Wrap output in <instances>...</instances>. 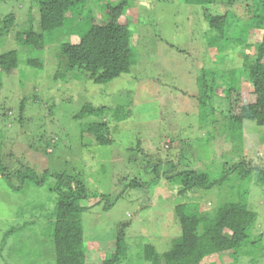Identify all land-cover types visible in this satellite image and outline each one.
Masks as SVG:
<instances>
[{
	"label": "rangeland",
	"instance_id": "1",
	"mask_svg": "<svg viewBox=\"0 0 264 264\" xmlns=\"http://www.w3.org/2000/svg\"><path fill=\"white\" fill-rule=\"evenodd\" d=\"M23 1L0 3V19L10 13L16 16L14 31L0 39V53L17 50L20 55L19 67L12 71V75L4 77L0 86V115L4 103L5 106L10 105L7 108L9 115L2 124L0 119V129L6 136L4 152H13L14 159L29 163L39 172L50 168L54 172L80 173L90 191L85 203L92 204L82 215L86 247L92 253L89 264H99L110 256L113 240L120 234L121 223L125 221L130 222L126 237L132 245L147 242L155 244L160 252L167 250L173 238L181 235L180 221L175 213L176 206L181 203L195 204L200 213L217 217L218 211L227 203L245 201L250 209L257 212L255 234L264 232V186L257 180L255 170L247 178L237 171L211 188L189 190L185 194L181 193V182L169 179L173 165L177 170L205 168L212 178L222 175L224 162L229 166L244 160L247 167H264V136L254 122L244 123L242 138L240 135H237L238 139L232 138L221 129L220 115H217L219 122H210L214 118L210 115V106L205 107L200 116L197 101L191 96L198 91L196 77L201 68L217 67L221 62V57L215 61L211 57L202 27L194 30L191 41V26H199L200 10H194L193 5L183 0H132V5L125 8L120 20L130 24L133 30L137 64L132 73H123L108 83L96 84L76 79L72 74H68L66 79L56 78L59 66L49 48L34 56L45 62L43 70L28 65L29 55L17 42L15 31L25 27L30 14H34V25L38 29L39 15L31 9L30 0ZM110 1L117 3L120 0ZM92 5H95L93 1ZM241 8L244 10L243 5ZM95 13L98 17L101 15L98 8ZM262 37L263 32L260 31L250 35L249 43L253 46L247 51L251 57H255L257 43ZM59 39L77 41L78 35L65 32ZM225 51L230 52L226 47ZM230 56L233 62L222 60L224 64L218 65L228 68L242 66L243 56L238 52H232ZM60 70H64L63 65ZM224 85L219 84L217 91L221 92ZM241 87L242 94L247 96V83H242ZM125 90H134L136 108L127 121L110 124L114 143L97 145L88 138L81 139V121L75 115L82 104L88 100L116 103ZM33 91L40 98H35V102L32 101ZM24 96H29V118L26 123L17 124L13 122V115L19 112V103ZM149 103L155 108L153 114L143 110ZM217 106L224 107L220 102ZM210 132H213V137L208 135ZM40 136L44 137L40 148L49 141L52 152L38 150L36 147L39 145L30 146ZM171 140L176 145L168 149L166 144ZM155 166L158 174L154 173ZM155 177L160 179L152 182ZM134 178L142 182L151 181V184L126 189L127 192L114 202L118 193ZM103 194L109 197L101 200ZM55 199L56 195L49 191L47 185L13 191L0 175V247L5 231L11 226H19L17 213L31 216V212L40 208L44 213L34 220L46 224L45 212L51 210ZM107 202L114 203L108 210L105 209ZM23 203L26 208L22 210ZM47 232L46 229L29 226L13 234L4 251L0 252V264H27L33 254L27 256V248L21 249L20 253L18 247L25 248L26 242L31 244V240L46 239ZM45 255L36 257L34 261L52 264V255L46 248ZM253 258L264 262L263 251L253 248L244 250L239 256L230 253L225 262L255 264ZM223 259L213 260L220 264ZM131 264L141 262L138 258H131Z\"/></svg>",
	"mask_w": 264,
	"mask_h": 264
},
{
	"label": "trees",
	"instance_id": "2",
	"mask_svg": "<svg viewBox=\"0 0 264 264\" xmlns=\"http://www.w3.org/2000/svg\"><path fill=\"white\" fill-rule=\"evenodd\" d=\"M4 1L6 0H0V3ZM30 1L31 9L39 15V27L38 29L35 27L34 14H30L25 27L15 31L17 42L29 55L28 65L43 70L46 67L45 62L34 56L49 48L59 66L56 78L66 79L68 74H72L76 79L105 84L123 73H132L133 67L137 64L133 30L130 24L120 20L125 8L132 5V0H120L117 3L110 0ZM92 1L95 3L94 6ZM183 1L193 5L194 10L201 11L199 14L201 25L191 26V41L194 38V30L202 27L201 30L211 49V57L214 61L221 57L219 65L224 64L222 60L233 62L234 59L230 56L232 52H238L244 57L241 67L228 68L217 64V67L201 68L196 77L198 91L191 95L197 101L200 116L205 107L210 106V115H214L210 122L213 124L219 122L217 115H220L221 129L227 131L232 138H236L237 135L242 138L246 121L254 122L260 130L259 133L264 136V0ZM241 5L244 6V10ZM97 8L101 12L99 17L95 13ZM15 24L14 13L0 19V39L13 32ZM257 31L263 32V37L261 42L257 43L258 51L255 57H251L247 51L253 46L249 43V38ZM65 32L68 35L77 34L78 40L59 39ZM225 47L230 52H224ZM19 56L17 50L0 53V86L4 77L12 75V71L19 67ZM62 65L63 71L60 70ZM244 82L248 85L247 96L242 94L241 85ZM221 83L225 84L224 89L218 92L216 87ZM31 93L32 101L35 102L34 99L39 97L34 95V91ZM112 96L113 94L110 98ZM134 96V90H125L119 95L116 103H108L111 100L107 103L90 100L83 103L75 115L81 121L80 138H88L97 145L114 143L110 124L113 122L119 124L133 116L136 108ZM28 100L29 96L21 99L19 112L14 113L13 122L26 123L29 118ZM219 102L224 107L217 106ZM151 104L149 103L143 110L153 114L155 108ZM3 106L1 124L9 115L7 108L10 105L5 106L4 103ZM212 133L208 135L213 137ZM5 137V131L0 129V175L6 185L13 191L47 185L49 191L56 195V199L51 210H45L46 224L34 220L44 213L40 208L37 212L35 210L31 212V216L17 213L20 216L19 221L16 220L19 226H11L5 231L0 252L4 251L10 237L19 230L29 226L40 227L48 230L46 239L31 240V244L26 242L25 248L20 245L17 249L22 253L21 249L27 248L25 254L27 253V256L33 254L27 264H38L39 261L35 262L34 259L41 255L46 256L45 248L52 255V260L50 259L52 264H89V256L92 253L86 247L82 215L92 207V204L85 203L90 197V191L80 173L54 172L50 168L39 172L29 163L18 158L15 160L13 152L9 154L4 152ZM42 138L44 137L40 136V139L33 140L30 146L39 145L36 147L38 150L52 152L49 141H45L40 148ZM174 143L172 140L169 141L166 144L167 148L175 146ZM9 162L12 163L8 164ZM223 165L224 172L218 178H212L205 168L186 167L177 170L173 165L171 167L173 173L169 179L181 182L183 185L181 193L185 194L189 190L211 188L224 182L237 171L243 178H247L255 170L257 180L264 186V167H247L244 160L230 163L229 166L228 162H224ZM155 172L157 174L159 172L157 166L154 167ZM155 179L157 181L160 178L155 177L152 182ZM150 184L151 181L142 182L134 178L118 193L114 202L129 188ZM107 197L109 196L103 194L100 199ZM113 204L107 202L105 209L108 210ZM24 208L26 207L23 203L21 209ZM175 213L180 221L181 235L173 238L167 250L160 252L155 244L147 242L139 243L138 246L132 245L126 237L130 222L125 221L121 223L120 234L113 240L110 256L102 259L99 264H131V258H138L141 264H218L213 259L219 257L224 258L220 264H229L225 259L230 253L239 256L244 250L253 248H258L264 253V232L255 234L257 212L250 209L245 201L227 203L218 211L217 217L200 213L197 205L192 203L178 204ZM252 261H255V264H258V261L264 264L258 258H253Z\"/></svg>",
	"mask_w": 264,
	"mask_h": 264
}]
</instances>
